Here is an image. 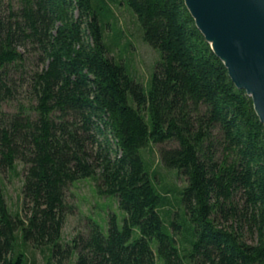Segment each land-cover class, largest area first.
<instances>
[{"label":"trees","instance_id":"obj_1","mask_svg":"<svg viewBox=\"0 0 264 264\" xmlns=\"http://www.w3.org/2000/svg\"><path fill=\"white\" fill-rule=\"evenodd\" d=\"M116 1L162 53L147 88L109 56L107 0H0V264H28L20 235L49 247L51 264H264V124L252 96L185 0ZM151 142H175L161 161L187 180L190 234L177 220L166 229L171 199L141 153ZM18 160L24 215L1 178ZM86 177L126 216L120 226L111 214L108 233L91 221L64 245L67 189Z\"/></svg>","mask_w":264,"mask_h":264},{"label":"rangeland","instance_id":"obj_2","mask_svg":"<svg viewBox=\"0 0 264 264\" xmlns=\"http://www.w3.org/2000/svg\"><path fill=\"white\" fill-rule=\"evenodd\" d=\"M112 11L103 10L106 30V43L109 47V56L121 60L127 66L131 75L143 85L149 87L162 53L143 38V28L135 12L127 5L116 0H107ZM151 82V81H150ZM175 145V142L155 143L141 150L148 169L157 170L155 184L163 196H168L171 202L163 207L162 214L166 220V229L173 231V221L177 220L182 225L183 233L192 232L193 224L190 222L183 204L184 185L187 180L179 174L178 169L164 167L161 161V149ZM27 165L18 160L15 170H4L1 178L4 183L8 205L14 214L24 215L23 186L26 178ZM67 202L73 210L67 214L62 231V243L68 244L79 233L87 234L90 222L100 224L101 229L109 232L111 214L117 215L120 226L123 225L126 212L122 210L116 195L100 194L96 182L91 177H86L72 183L67 189ZM172 214L171 218L167 215ZM167 215V216H166ZM191 231V232H190ZM136 232V236H138ZM181 235V234H180ZM180 237V236H179ZM152 244L157 248V241ZM19 250L27 255L28 264H51V250L49 247H35L19 236ZM77 259V252L71 262ZM157 264H165L158 259Z\"/></svg>","mask_w":264,"mask_h":264},{"label":"water","instance_id":"obj_3","mask_svg":"<svg viewBox=\"0 0 264 264\" xmlns=\"http://www.w3.org/2000/svg\"><path fill=\"white\" fill-rule=\"evenodd\" d=\"M236 85L264 124V0H185Z\"/></svg>","mask_w":264,"mask_h":264}]
</instances>
